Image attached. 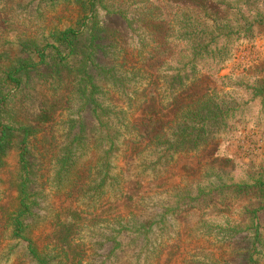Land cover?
Segmentation results:
<instances>
[{"label": "trees", "instance_id": "trees-1", "mask_svg": "<svg viewBox=\"0 0 264 264\" xmlns=\"http://www.w3.org/2000/svg\"><path fill=\"white\" fill-rule=\"evenodd\" d=\"M61 1L78 11L74 26L56 29L21 59L0 53V163L15 139L22 147L12 237L27 242L34 264H176L167 223L178 193L175 187L156 192L169 165L189 167L216 155L222 140L213 131H223L238 109L220 95L232 77L218 72L230 40L264 23V0ZM211 16L217 20L208 21ZM105 17L124 20L130 33ZM34 90L42 114L28 116ZM19 92L20 110L13 100ZM64 107H74L76 119L69 122L78 132L65 146L67 155L55 159L56 224L49 234L42 231L39 249L26 239L27 220L35 216L32 186L40 158L53 149L45 123ZM187 232L190 239L199 234ZM241 259L256 264L250 256Z\"/></svg>", "mask_w": 264, "mask_h": 264}, {"label": "rangeland", "instance_id": "rangeland-1", "mask_svg": "<svg viewBox=\"0 0 264 264\" xmlns=\"http://www.w3.org/2000/svg\"><path fill=\"white\" fill-rule=\"evenodd\" d=\"M77 13L73 6H66L61 0H0V53L21 59L24 52L50 41L49 35L56 29L74 26ZM250 13L253 15L254 11ZM217 14L224 13L218 11ZM209 18L211 22L217 20L216 16ZM105 19L112 27L130 33L124 20ZM172 35L169 29L168 36ZM129 36L134 38V33ZM227 50L218 76L232 77L231 85H223L220 95H224L222 99L229 107L235 104L238 109L229 114L223 131L219 128L213 131L218 137L214 138L222 140V144L211 159L189 167L169 165L162 175V188L157 190L159 194L156 192L162 196L161 192L167 187H175L178 193L176 210L168 214L167 223L170 239L173 242L176 239V264H188L184 261L189 260L196 261L192 264H242V256L264 264V86H261L264 85V23H254L250 30L232 38ZM8 89L3 88V91ZM13 100L20 110V92ZM26 107L28 116L42 114L40 96L35 90L30 92ZM72 110L74 107L68 110L64 107L56 114V119L45 123L44 136L53 149L40 158L43 166L32 186L35 216L27 220L30 232L26 236L39 249L44 244L40 240L42 231L49 234L50 227L56 224V220L51 219L53 197L59 190L56 189L59 179L56 160L67 155L65 146L70 147L73 135L78 132V126L69 122L76 119ZM84 135L88 137L85 131ZM21 148L20 140L15 139L0 163V264H34L27 242L11 234L12 219L18 212L21 176L17 155ZM84 151L80 149L81 153ZM186 193L199 198L182 200ZM168 202L171 204L174 200ZM188 229L199 232L198 237L193 238H199L198 242L194 243L189 236L186 238ZM80 237L86 241L87 233H81ZM197 248L199 251L195 250Z\"/></svg>", "mask_w": 264, "mask_h": 264}]
</instances>
